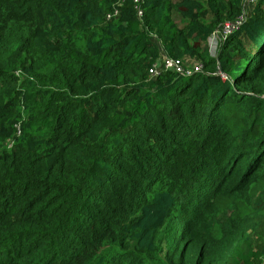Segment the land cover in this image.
Masks as SVG:
<instances>
[{"label": "trees", "instance_id": "trees-1", "mask_svg": "<svg viewBox=\"0 0 264 264\" xmlns=\"http://www.w3.org/2000/svg\"><path fill=\"white\" fill-rule=\"evenodd\" d=\"M0 264H264V0H0Z\"/></svg>", "mask_w": 264, "mask_h": 264}, {"label": "built area", "instance_id": "built-area-1", "mask_svg": "<svg viewBox=\"0 0 264 264\" xmlns=\"http://www.w3.org/2000/svg\"><path fill=\"white\" fill-rule=\"evenodd\" d=\"M245 1H247V0H245ZM250 1H252V0H250ZM233 28H234V26H228V27L225 28V30L228 32V31H230ZM161 64H163L165 68L172 69V70H174L176 72H179V73H183L184 72V68L182 67L181 63L179 61H177V60L164 59V61H162ZM193 69L197 70V67H194Z\"/></svg>", "mask_w": 264, "mask_h": 264}, {"label": "rangeland", "instance_id": "rangeland-1", "mask_svg": "<svg viewBox=\"0 0 264 264\" xmlns=\"http://www.w3.org/2000/svg\"><path fill=\"white\" fill-rule=\"evenodd\" d=\"M215 43H216V36H211L207 42V46L211 52H213L215 49Z\"/></svg>", "mask_w": 264, "mask_h": 264}]
</instances>
